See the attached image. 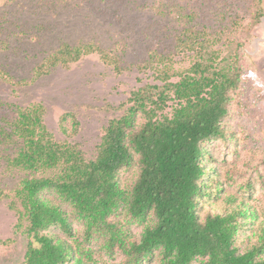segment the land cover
Listing matches in <instances>:
<instances>
[{"label": "trees", "instance_id": "16d2710c", "mask_svg": "<svg viewBox=\"0 0 264 264\" xmlns=\"http://www.w3.org/2000/svg\"><path fill=\"white\" fill-rule=\"evenodd\" d=\"M185 31L178 45L193 52L188 71H172L159 59L156 82L130 92L124 114L108 122L95 159L76 144L56 141L40 104L11 105L16 117L1 119L0 144L17 146L7 154V168L25 173L9 203L15 229L28 239L22 264H110L116 253L122 255L117 264H264L263 207L225 195L224 209L201 215L212 197L206 144L226 136L241 67L236 54L220 58L200 34ZM96 52L120 70L109 52L80 43L61 45L35 73ZM68 116L60 118L63 133ZM134 164L138 176L126 189L119 173ZM121 214L125 221L116 219ZM129 223L141 227L138 238Z\"/></svg>", "mask_w": 264, "mask_h": 264}, {"label": "rangeland", "instance_id": "374dc122", "mask_svg": "<svg viewBox=\"0 0 264 264\" xmlns=\"http://www.w3.org/2000/svg\"><path fill=\"white\" fill-rule=\"evenodd\" d=\"M185 29L200 34L204 47L220 58L236 54L241 67L240 87L224 122L226 136L206 144L212 197L204 200L201 215L224 209L225 195L264 208V0H0V121L16 117L11 105L40 104L53 138L76 144L85 158L95 159L108 122L124 114L130 92L156 82L159 59L172 71H188L193 52L178 45ZM80 43L109 52L120 70L96 52L36 75L61 45ZM63 115H69L66 133L60 127ZM16 147L0 144V264H22L28 244L26 234L15 229L17 214L9 206L25 176L7 168V154ZM138 172L137 164L122 170V187L130 189ZM127 226L138 238L141 227ZM121 258L116 253L110 264Z\"/></svg>", "mask_w": 264, "mask_h": 264}]
</instances>
